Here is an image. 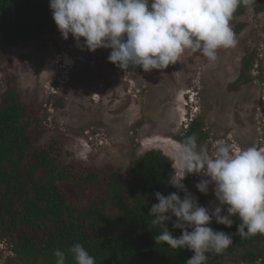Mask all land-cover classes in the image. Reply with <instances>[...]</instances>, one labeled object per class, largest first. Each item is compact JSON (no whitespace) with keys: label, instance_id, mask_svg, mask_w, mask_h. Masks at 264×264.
I'll return each mask as SVG.
<instances>
[{"label":"rangeland","instance_id":"rangeland-1","mask_svg":"<svg viewBox=\"0 0 264 264\" xmlns=\"http://www.w3.org/2000/svg\"><path fill=\"white\" fill-rule=\"evenodd\" d=\"M239 24L236 46L218 50L215 62L188 51L181 62L151 72L118 68L108 60L111 49L81 50L71 36L44 35L0 51V95L12 87L29 112L40 109L38 138L31 131L34 149L59 140L63 164L80 167L76 178L89 171L100 177L119 171L125 178L149 150L171 157L193 118L202 120L206 135L198 146L207 145L210 152L220 141L264 148V14L249 8L231 20L233 30ZM250 57L251 67L241 75L243 60ZM201 179L207 177L189 174L184 184L212 209L218 203L214 185L206 195L195 187ZM61 186L83 206L104 192L96 184ZM1 252L0 264H6L8 251L0 247Z\"/></svg>","mask_w":264,"mask_h":264},{"label":"trees","instance_id":"trees-1","mask_svg":"<svg viewBox=\"0 0 264 264\" xmlns=\"http://www.w3.org/2000/svg\"><path fill=\"white\" fill-rule=\"evenodd\" d=\"M249 8L264 14V0L239 7L233 18L246 14ZM242 27L239 24L234 32ZM56 34L60 32L50 0H0V51ZM252 62V57L243 60L241 75ZM39 113V108L29 112L12 87L0 95V245L8 251L6 264H55V250L67 253L76 243L85 247L96 264H186L193 252L157 244L154 237L160 229L153 228L149 215L151 206L159 202L155 192L169 195L178 191L168 183L174 171L170 157L149 150L125 178L119 171L103 177L89 171L76 178L73 172L80 167L63 164L59 140L34 149L31 131L38 138L42 126ZM203 130L202 120L193 118L185 135L177 139L183 143L195 134L198 145L206 137ZM66 181L82 187L101 185L102 198L79 205L62 188ZM198 202L204 206V198ZM232 219L231 228L215 220L210 224L214 230L231 234L233 243L219 255L209 254L206 264L233 260L264 264V235L241 238L236 234L241 221L235 216ZM167 226L174 236L182 234L181 229L172 228L171 221ZM3 255L1 252L0 259ZM66 264H75L73 257L69 255Z\"/></svg>","mask_w":264,"mask_h":264},{"label":"clouds","instance_id":"clouds-1","mask_svg":"<svg viewBox=\"0 0 264 264\" xmlns=\"http://www.w3.org/2000/svg\"><path fill=\"white\" fill-rule=\"evenodd\" d=\"M254 2L50 0V9L64 40L71 36L81 50L111 49L108 60L118 68L139 67L151 72L181 62L188 51L200 52L215 62L218 50L235 47L238 42L231 26L234 14L239 7ZM170 159L174 171L168 183L178 191L169 195L155 192L159 202L149 211L153 228L160 229L154 237L157 244L192 251L186 264H206L209 254L219 255L233 243L231 234L210 227L213 220L231 228L235 216L241 221L236 233L239 237L264 235V148H233L220 141L210 152L207 145H197L193 134ZM189 174L207 177L195 185L206 195L214 185L212 191L218 200L214 208L200 205L189 192L184 184ZM170 221L173 229L182 230L180 236L168 228ZM69 255L75 264H96L80 243L68 248L67 253L56 249L55 264H66Z\"/></svg>","mask_w":264,"mask_h":264}]
</instances>
